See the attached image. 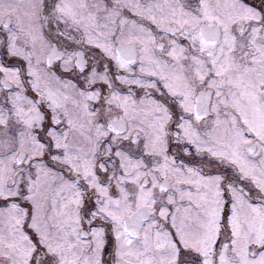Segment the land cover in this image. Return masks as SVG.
I'll return each mask as SVG.
<instances>
[{"label":"snow or ice","instance_id":"snow-or-ice-1","mask_svg":"<svg viewBox=\"0 0 264 264\" xmlns=\"http://www.w3.org/2000/svg\"><path fill=\"white\" fill-rule=\"evenodd\" d=\"M0 264H264V0H0Z\"/></svg>","mask_w":264,"mask_h":264}]
</instances>
